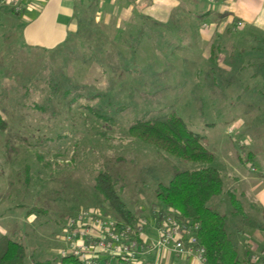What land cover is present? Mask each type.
<instances>
[{
  "label": "rangeland",
  "instance_id": "rangeland-1",
  "mask_svg": "<svg viewBox=\"0 0 264 264\" xmlns=\"http://www.w3.org/2000/svg\"><path fill=\"white\" fill-rule=\"evenodd\" d=\"M89 2L76 3V32L54 49L29 42L23 18L0 7V15L9 10L13 18L0 40V112L9 124L0 131V237L24 243L32 264H60L59 236L70 216L94 210L118 219L95 188L101 171L113 175L138 218L151 220L164 211L159 185L178 171L205 166L134 138L133 122L177 113L208 138L217 166L241 150L231 113L206 105L212 89L227 97L229 86L218 92L212 76L197 84L164 69L174 45L153 33L152 21L143 27L146 34L131 38L136 44L118 49L112 29L97 19L101 9ZM153 12L164 14V6ZM256 99L240 97L241 113L255 111L248 104L257 105ZM249 120L262 138L264 125L256 116Z\"/></svg>",
  "mask_w": 264,
  "mask_h": 264
},
{
  "label": "crops",
  "instance_id": "crops-1",
  "mask_svg": "<svg viewBox=\"0 0 264 264\" xmlns=\"http://www.w3.org/2000/svg\"><path fill=\"white\" fill-rule=\"evenodd\" d=\"M37 1L39 7L17 15L28 25L29 42L38 48H57L76 32L78 10L75 9L81 0ZM87 1L98 3L101 12L97 19L112 29V44L118 49L136 44L131 38L146 34L143 27L150 24L147 21H152L153 33L171 37L170 43L174 45L168 49L173 58L170 55L164 57V69L169 68L174 76H185L197 84L208 83L207 80L213 77L218 92L230 87L227 97L214 94L212 89L206 105L208 111L231 113V121L237 126L243 147L237 151L233 149V157L226 158L219 166L215 164L216 157L213 165L222 173L224 193L213 198L209 205L228 217L227 228L240 260L260 253L264 249V135L262 138L256 135L249 118L256 116L264 125V0ZM163 6L164 14L153 12ZM137 8L142 12H135ZM8 11L0 15V40L6 35L5 21L13 20ZM189 93L191 96V89ZM256 94L257 105L248 104L255 109L250 112L252 116L241 113L237 103L240 97H246L248 102ZM230 192L243 205L240 216H234L228 197ZM168 211L171 209L164 206V212ZM147 262L207 264L195 256L178 255L170 250H164L157 261L156 255L152 254Z\"/></svg>",
  "mask_w": 264,
  "mask_h": 264
},
{
  "label": "trees",
  "instance_id": "trees-1",
  "mask_svg": "<svg viewBox=\"0 0 264 264\" xmlns=\"http://www.w3.org/2000/svg\"><path fill=\"white\" fill-rule=\"evenodd\" d=\"M95 4L98 6V3ZM105 27L110 28L109 25ZM8 127V121L0 112V131H6ZM129 133L174 157L207 165L197 170L176 172L167 184L159 185L156 196L162 205L175 211L181 218L200 224L198 242L206 249L207 264H254L251 257L245 261L240 260L236 244L227 228L228 217L209 205L213 198L224 193V181L221 171L213 165L216 153L209 148L208 138L194 131L177 113L139 119L130 125ZM95 188L115 210L118 219L126 223L138 221V216L122 199L111 173L101 171L96 177ZM228 197L234 216L243 214V205L237 196L230 192ZM27 257L24 243L8 235H1L0 264H32L27 262ZM33 264H49V261ZM60 264L81 263L74 257H61Z\"/></svg>",
  "mask_w": 264,
  "mask_h": 264
},
{
  "label": "built area",
  "instance_id": "built-area-1",
  "mask_svg": "<svg viewBox=\"0 0 264 264\" xmlns=\"http://www.w3.org/2000/svg\"><path fill=\"white\" fill-rule=\"evenodd\" d=\"M37 2L0 0V7L22 14L39 7ZM199 229V223L185 220L173 210H158L151 220L141 217L135 223L107 217L99 211L82 210L64 222L59 256L74 257L81 264H148L152 254L157 261L164 250H170L206 262V249L198 242ZM251 259L254 264H264V249Z\"/></svg>",
  "mask_w": 264,
  "mask_h": 264
}]
</instances>
